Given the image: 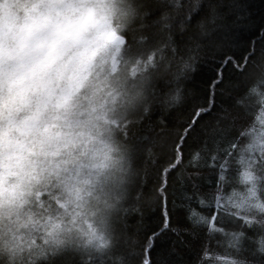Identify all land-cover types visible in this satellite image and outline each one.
Here are the masks:
<instances>
[{
	"label": "clouds",
	"instance_id": "obj_1",
	"mask_svg": "<svg viewBox=\"0 0 264 264\" xmlns=\"http://www.w3.org/2000/svg\"><path fill=\"white\" fill-rule=\"evenodd\" d=\"M212 7L247 17L239 0H0V264H134L132 226L153 215L149 134L209 61L185 69L175 41ZM248 71L255 92L220 144L231 178L217 189L208 171L203 211L264 228V60ZM215 247L206 264H258Z\"/></svg>",
	"mask_w": 264,
	"mask_h": 264
},
{
	"label": "snow or ice",
	"instance_id": "obj_2",
	"mask_svg": "<svg viewBox=\"0 0 264 264\" xmlns=\"http://www.w3.org/2000/svg\"><path fill=\"white\" fill-rule=\"evenodd\" d=\"M185 21L186 16L181 17V29ZM197 27L198 35L186 32L175 43L186 48L182 65L187 70L202 56L213 61L208 93L199 98L190 90L191 102L173 116V124L152 126L151 189L145 194L153 215H142L132 226L136 252L132 260L134 264H206V253L215 251L216 245H226L235 255L259 257L258 264H264V228L245 217H234L233 224L203 211L213 199L204 191L208 171L216 172L217 189L231 178L227 153L221 155L220 144L229 112L235 113L255 92L248 69L258 56L264 60V21L257 35L256 26L247 22L243 12L221 18L212 7ZM217 93L234 99L218 108ZM245 179H249L247 174ZM215 201L221 207L219 195ZM253 233H259L260 240L251 242Z\"/></svg>",
	"mask_w": 264,
	"mask_h": 264
},
{
	"label": "trees",
	"instance_id": "obj_3",
	"mask_svg": "<svg viewBox=\"0 0 264 264\" xmlns=\"http://www.w3.org/2000/svg\"><path fill=\"white\" fill-rule=\"evenodd\" d=\"M239 3L242 5V10L247 13V17H246L247 22H250L256 26V34L259 35V25L261 24L262 21H264V0H239ZM230 15L231 13H229V16ZM212 65H213V61L210 60L207 61L205 64L201 65L198 74L188 84V87L199 98L205 97L208 93V84L210 83L209 77L212 76V72H213ZM189 102H191V97L189 99ZM228 102L229 99L227 97H224L217 93L216 101H215L216 107L226 105ZM174 115H171L166 118L168 125H171L175 122L173 120ZM149 165L151 172L152 160H149ZM150 189H151V183H150V177H148L144 190L150 191ZM185 259H190V257H186Z\"/></svg>",
	"mask_w": 264,
	"mask_h": 264
}]
</instances>
